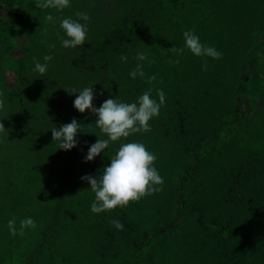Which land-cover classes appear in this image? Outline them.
Instances as JSON below:
<instances>
[{
	"label": "rangeland",
	"instance_id": "1",
	"mask_svg": "<svg viewBox=\"0 0 264 264\" xmlns=\"http://www.w3.org/2000/svg\"><path fill=\"white\" fill-rule=\"evenodd\" d=\"M70 4L58 11L0 0V92L9 113L0 122L11 129L0 144V264H264V0ZM78 11L90 16L88 39L65 48L60 21ZM193 29L222 59L184 48L183 32ZM140 52L145 61L134 58ZM33 57L48 64L44 76ZM137 63L145 76L133 79ZM90 83L96 107L109 98L136 102L148 89L157 102V89L166 96L151 131L124 140L157 157L162 190L101 213L91 211L95 194L81 177L102 174L120 142L84 160L106 136L94 114L74 108L79 93L66 89ZM73 118L79 143L58 149L51 128ZM27 217L37 227L12 236L8 221L19 229Z\"/></svg>",
	"mask_w": 264,
	"mask_h": 264
},
{
	"label": "clouds",
	"instance_id": "2",
	"mask_svg": "<svg viewBox=\"0 0 264 264\" xmlns=\"http://www.w3.org/2000/svg\"><path fill=\"white\" fill-rule=\"evenodd\" d=\"M70 6V0H36V7L40 9L54 8L63 11ZM76 17V19L68 17L60 21V28L67 37H60L61 44L65 48L83 47L88 39L89 14L78 11ZM45 19L48 22H54L51 14L46 15ZM183 37L184 48H187L193 55L222 59L223 53L212 46L203 44L200 37L195 34L194 29L184 31ZM51 47H54V45ZM184 48L173 46L169 50L179 55L184 52ZM134 58L142 62L147 59V56L140 52ZM52 59V55L43 57L45 62ZM120 59L127 62L128 57L121 55ZM33 62L35 64L33 71L38 72L40 76H44L47 73L48 64L40 63L35 57H33ZM129 75L133 79L137 76L143 78L145 72L142 64L137 63L135 70L130 71ZM155 79V76L150 77L149 83ZM94 84L90 83V86L84 87L82 90L76 88L66 90L70 95L79 93L73 101L74 108L80 113L89 110L90 114H94L97 117L95 120L96 126L106 136L104 139L97 136L96 142L90 145L87 155L84 157L86 162L93 161L102 152H105L112 142H120L118 151L110 157L111 162L103 168L102 174L99 176L88 174L81 177L82 180L90 184V189L95 194V200L91 203V211L101 213L118 206L125 207L131 201H139L147 195L162 190L164 180L154 166L157 157L149 152L143 143L135 141L125 143L124 140L132 134L151 131L149 121L160 115V109L165 104L166 96L163 90L157 89L156 92L159 97L157 102V100L151 98L152 89H148L138 97L136 102L127 103L118 98H109L100 107H96L93 103L97 95L96 90L92 87ZM99 94L102 95L103 92L101 91ZM0 112L4 113V118L9 116L3 92H0ZM80 129L81 124L76 118H73L70 123L63 124L59 128H51L52 141H59L58 149L71 150L79 143L77 134L82 132ZM10 131L11 129H6L5 125L0 122V134H3V137L0 138V144L5 142ZM110 223L116 229L123 230L124 226L120 221L112 220ZM36 227L37 223L31 217L21 220L19 229L16 227L15 218L8 221L9 232L12 236H23L25 229H35Z\"/></svg>",
	"mask_w": 264,
	"mask_h": 264
},
{
	"label": "trees",
	"instance_id": "3",
	"mask_svg": "<svg viewBox=\"0 0 264 264\" xmlns=\"http://www.w3.org/2000/svg\"><path fill=\"white\" fill-rule=\"evenodd\" d=\"M180 205L182 204V207H184L185 205H184V202H185V197H183L182 196V194L180 195ZM43 258H45V257H43ZM45 259H47V258H45ZM29 263H30V261H29ZM48 263H51V261H48ZM47 264V263H46Z\"/></svg>",
	"mask_w": 264,
	"mask_h": 264
}]
</instances>
